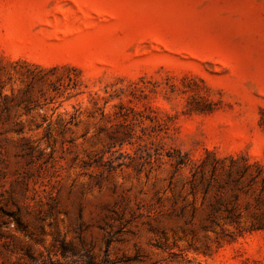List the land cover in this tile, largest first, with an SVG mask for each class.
I'll return each mask as SVG.
<instances>
[{"label": "rangeland", "instance_id": "374dc122", "mask_svg": "<svg viewBox=\"0 0 264 264\" xmlns=\"http://www.w3.org/2000/svg\"><path fill=\"white\" fill-rule=\"evenodd\" d=\"M0 264H264V0H0Z\"/></svg>", "mask_w": 264, "mask_h": 264}]
</instances>
